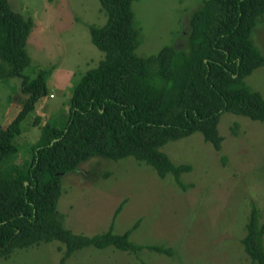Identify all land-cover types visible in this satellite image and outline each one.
I'll list each match as a JSON object with an SVG mask.
<instances>
[{
  "label": "trees",
  "instance_id": "obj_1",
  "mask_svg": "<svg viewBox=\"0 0 264 264\" xmlns=\"http://www.w3.org/2000/svg\"><path fill=\"white\" fill-rule=\"evenodd\" d=\"M108 15L104 26H91L94 44L105 52L99 66L86 72L73 88L64 121L46 127L33 145V157L17 167L15 139L22 124L48 94L47 76L25 74L31 64L27 50L34 19L0 0V78L19 77L26 95L16 119L0 129V258L18 248L57 240L65 245L64 264L77 249L109 245L137 253L147 248L172 254L162 245L130 240L137 223L122 234L96 236L66 229L57 208L61 177L76 172L92 158L118 160L132 156L154 168L160 177L181 176L189 164L173 163L161 147L196 131L221 150L219 124L224 112L264 123V98L244 81L264 66V54L250 34L264 12V0H206L189 17L187 48L165 46L147 57L135 52L133 0H100ZM125 200L115 210L119 213ZM114 216V217H115ZM241 239L252 264H264V222L252 206Z\"/></svg>",
  "mask_w": 264,
  "mask_h": 264
},
{
  "label": "rangeland",
  "instance_id": "obj_2",
  "mask_svg": "<svg viewBox=\"0 0 264 264\" xmlns=\"http://www.w3.org/2000/svg\"><path fill=\"white\" fill-rule=\"evenodd\" d=\"M205 1L133 0L139 36L136 54L147 57L165 46L186 49L189 17ZM10 2L34 19L27 44L31 64L25 74L35 78L41 70L50 69L48 94L38 101L14 140L19 148L14 164L25 167L46 127L67 117L77 81L105 58L92 40L91 26H104L108 15L100 0ZM250 38L264 54V12ZM244 81L264 98V66ZM25 97L19 77L0 78V129L16 119ZM219 132L224 137L221 150L200 131L161 147L176 165H191L181 176L187 188L177 183L173 173L160 177L153 167L132 156L95 157L78 171L63 174L57 208L66 229L92 237L109 230L122 234L137 223L131 241L172 251L169 255L144 248L133 253L112 245H88L64 264H252L241 239L253 205L260 223L264 222V123L224 112ZM64 251L65 245L57 240L42 242L16 249L9 258H0V264H61Z\"/></svg>",
  "mask_w": 264,
  "mask_h": 264
}]
</instances>
